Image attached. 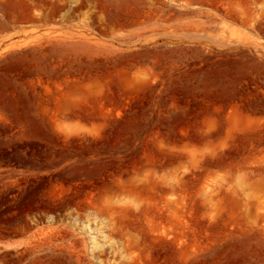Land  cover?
Returning <instances> with one entry per match:
<instances>
[{
  "label": "rangeland",
  "instance_id": "rangeland-1",
  "mask_svg": "<svg viewBox=\"0 0 264 264\" xmlns=\"http://www.w3.org/2000/svg\"><path fill=\"white\" fill-rule=\"evenodd\" d=\"M0 264H264V0H0Z\"/></svg>",
  "mask_w": 264,
  "mask_h": 264
}]
</instances>
